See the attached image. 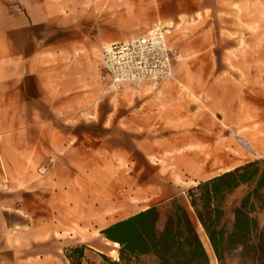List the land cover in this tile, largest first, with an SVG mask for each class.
Masks as SVG:
<instances>
[{
	"label": "crops",
	"instance_id": "1",
	"mask_svg": "<svg viewBox=\"0 0 264 264\" xmlns=\"http://www.w3.org/2000/svg\"><path fill=\"white\" fill-rule=\"evenodd\" d=\"M77 1L100 3L102 17L115 2L117 16L130 19L137 31L156 21L197 20L188 29L193 35L200 31L206 0H0L2 264H71L66 253L78 240H89L85 229L93 212L100 211L98 231L105 238L110 179H124L115 202L134 211L127 217L157 208L240 166L231 148L234 130L254 128L252 103L237 107L234 83L237 67L250 63L237 57L230 39L220 45L198 41V57L183 47L180 65L198 68L124 85L110 96L99 81L94 52L109 36L103 28L97 34L72 24V18L91 17L88 10L69 9ZM214 1L229 3L230 20L220 34H231L238 19L251 24L253 0ZM212 49L219 55H209ZM222 66L228 68L221 71ZM222 80L228 82L223 90ZM222 97L229 99L226 111ZM259 124L263 158L264 112ZM225 146L229 151L222 155ZM141 161L154 173L144 183ZM232 253L241 257L239 250Z\"/></svg>",
	"mask_w": 264,
	"mask_h": 264
},
{
	"label": "rangeland",
	"instance_id": "2",
	"mask_svg": "<svg viewBox=\"0 0 264 264\" xmlns=\"http://www.w3.org/2000/svg\"><path fill=\"white\" fill-rule=\"evenodd\" d=\"M70 10H78V9H85L91 14V17H77L70 19L72 24L80 23L85 25L86 27L90 28L91 31L97 34L103 28L105 30L104 34L109 36L108 41H104L99 48L94 51L96 54V58L99 64V81L102 85L103 91H107L110 96H115L116 92L124 85L120 86L119 88H114L108 85L107 81L103 80V69L101 66L100 60V51L101 47L105 46L113 41H127L131 40L139 35H142L149 27L155 24L166 25L171 27V33L167 37L166 42L167 46L171 51L172 56V66H173V74L175 72L188 69H196V66H181L180 59L183 56L181 49L185 51H194L191 56L198 57L196 53V45L198 41L201 42H210V44L221 43L228 39L231 40V44H236V55L240 59L247 58L249 61V65L246 66H238L237 67V78H236V104L237 107H243L245 100L251 101L252 109H253V124L254 128L252 130L246 129H236L234 130V134H236V141L233 139V144L231 145L233 149L236 150V158L238 163L246 164L252 161H264L263 158H258L261 153L259 151V142L261 138V129L259 124V118L261 116V112H264V0H253L252 3V18L251 24L245 25L243 22L238 19L236 20V27H232L231 29L234 30L231 34H220L218 29L222 23L227 24L229 22L228 12V5L229 3H217L214 0H206L204 2V10L205 14L204 17L201 18L199 21V33H194L193 35L188 32L189 27L197 25L195 24L196 21L193 19H185L182 18L178 20L177 24L175 23H163L162 21H156L149 27H146L142 30L137 31L133 27H130V19L119 17L118 9L116 8V3L110 1L108 6V15L102 17L101 14V6L98 2H83L77 1L69 3ZM191 4V3H190ZM236 7V6H235ZM237 8V7H236ZM237 10V9H236ZM221 19V20H220ZM209 28L212 30L209 34H207L206 38L202 35L204 34L203 31H209ZM217 28V29H216ZM216 29V30H215ZM223 29V27H222ZM196 30V29H195ZM115 38V39H113ZM199 38V39H198ZM190 42V45L187 44ZM218 43V44H219ZM220 45V44H219ZM217 53L219 55L220 50L212 49L208 51L209 55L213 53ZM185 56H188L187 53ZM203 56V55H199ZM251 62H250V60ZM217 68V67H216ZM228 67H220L221 71L226 70ZM247 74V75H246ZM173 76V75H172ZM222 79L223 74H222ZM159 82V81H158ZM146 83V82H144ZM150 83V82H149ZM154 83V82H152ZM228 82H224L222 80L221 86L223 90V86H228ZM193 83H191L192 85ZM125 85H133V84H125ZM227 89V87H225ZM222 100V111H226L228 108V97L221 98ZM244 123V122H243ZM256 141L258 145L257 151H253L250 149L247 142ZM222 155L223 152L228 153L229 147L225 146L222 147ZM244 162V163H243ZM138 163V162H137ZM136 163V164H137ZM135 164V167H136ZM130 166L128 163L125 167L127 169ZM138 166L141 170V183L147 180L149 175L154 174L152 169L148 166L145 161H141L138 163ZM225 169L224 162L221 163V170ZM124 181L123 178H112L109 182V210H108V217L107 220L109 226L127 219L128 215L131 214L132 210L127 209H120L117 207L116 204V191L118 186L123 187L122 182ZM194 187V186H193ZM252 185H244L240 188L238 192L234 194L232 192L225 198L223 209H224V216L225 219H229L230 217V210L236 207L244 195L250 191ZM186 193L182 194L177 200L183 205H187L186 203ZM238 193L242 195V197L238 200L237 196ZM261 195L264 200V189L261 191ZM151 198V197H148ZM145 199V198H144ZM144 201L146 203H142V206H146L148 203V199L146 198ZM162 203L158 205L157 209L161 212L159 221L157 223V230L160 231L162 229L164 219H165V212L164 206L167 204ZM256 206H260V202H255ZM235 205V206H234ZM188 207V205H187ZM142 212V211H141ZM105 211L101 214L105 215ZM256 219L259 227V231L262 232V238L264 239V208L258 209L256 213L253 215ZM101 220L100 211L93 212V216L89 224H87L85 232L87 233L89 240L87 241H77L75 248L68 249L66 254L71 255L73 262L76 264H82V258L85 259L87 264H125L119 260V250L120 245L118 244L117 247L112 245V242L105 240L104 237L100 236V232L98 231L99 225H97ZM104 220V219H102ZM197 229V223H196ZM76 250L78 252H76ZM99 251L103 253V255L99 254ZM87 254L89 258H85L84 254ZM213 254V253H212ZM209 257V255H208ZM209 264H217L215 260L211 262L209 257ZM227 264H257L253 261L249 255L247 256H239L236 253H231L227 258ZM127 264H158V261L152 255H142L137 258L129 259Z\"/></svg>",
	"mask_w": 264,
	"mask_h": 264
},
{
	"label": "trees",
	"instance_id": "3",
	"mask_svg": "<svg viewBox=\"0 0 264 264\" xmlns=\"http://www.w3.org/2000/svg\"><path fill=\"white\" fill-rule=\"evenodd\" d=\"M244 185L252 188L233 208L230 222L224 216L225 198ZM263 189L264 161L248 162L189 188L188 207L175 199L169 201L164 206L160 231L157 223L161 212L152 207L109 226L102 234L120 245L119 260L125 264L142 255H152L158 264H209L197 233L198 223L217 264H227L229 255L237 250L241 256L249 255L257 264H264V239L253 217L264 208ZM66 255L71 264H76L70 253Z\"/></svg>",
	"mask_w": 264,
	"mask_h": 264
},
{
	"label": "built area",
	"instance_id": "4",
	"mask_svg": "<svg viewBox=\"0 0 264 264\" xmlns=\"http://www.w3.org/2000/svg\"><path fill=\"white\" fill-rule=\"evenodd\" d=\"M170 33L171 27L155 24L131 40L102 46L103 80L119 88L125 84L138 85L170 78L173 75L172 56L166 42Z\"/></svg>",
	"mask_w": 264,
	"mask_h": 264
},
{
	"label": "bare ground",
	"instance_id": "5",
	"mask_svg": "<svg viewBox=\"0 0 264 264\" xmlns=\"http://www.w3.org/2000/svg\"><path fill=\"white\" fill-rule=\"evenodd\" d=\"M248 145H249V147H250L251 150H253V151H257L256 148L258 149V145H257V143H256L255 140L252 141V142H248ZM197 233H198V236H199V238H200V240H201V242H202V244H203V246H204V248H205L207 254H208L209 257H210L211 262H213V261H214V257H213V254H212L211 248H210V246H209V243H208V241H207V238H206V236H205V234H204V232H203L201 226H200L198 223H197ZM112 245H113L114 247H117V246H118V244L115 243V242H112Z\"/></svg>",
	"mask_w": 264,
	"mask_h": 264
}]
</instances>
